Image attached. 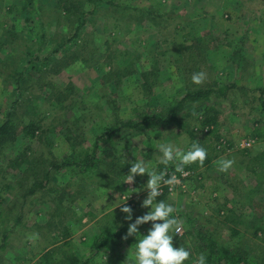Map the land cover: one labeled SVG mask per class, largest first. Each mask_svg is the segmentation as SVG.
I'll list each match as a JSON object with an SVG mask.
<instances>
[{
  "label": "rangeland",
  "instance_id": "1",
  "mask_svg": "<svg viewBox=\"0 0 264 264\" xmlns=\"http://www.w3.org/2000/svg\"><path fill=\"white\" fill-rule=\"evenodd\" d=\"M71 1L0 0V123L8 112L17 122L13 140L0 149V245L10 233L0 246V264H52L65 252L102 264H132L128 256L137 238L125 236L129 223L149 210L141 207L149 176L126 182L130 168L125 172V165L137 158L158 173L175 170L174 164L160 163L158 145L187 150L189 130L211 146L212 162L163 199L183 221L181 235L173 238L190 251L201 242L199 233L210 232L230 249L261 258L264 242L252 228L264 216V192L256 186L249 159L264 150V0ZM65 5H74L71 13ZM82 14L85 23L76 34ZM70 56L77 59L63 62ZM194 73L204 74L200 84L192 81ZM224 86L226 97L214 94L208 102L186 104L179 123L141 133L121 129L113 144L100 142L99 156L103 149L113 153L104 161L117 167L115 186L99 185L113 177L101 161L105 174L53 170L52 184L27 194L35 183H45V161L71 154L69 129L77 151L90 149L106 126L158 113L189 89ZM209 105L220 111L223 123L216 150L205 138ZM30 119L42 125L34 137L23 131ZM224 159L233 164L220 172ZM57 188L65 192L61 202ZM125 205L133 209V221L125 219ZM225 205L235 210L228 218L221 213ZM150 227L151 222L139 226L141 238ZM106 228L119 233L121 243L98 251L93 243ZM49 251L52 256L45 258Z\"/></svg>",
  "mask_w": 264,
  "mask_h": 264
},
{
  "label": "trees",
  "instance_id": "2",
  "mask_svg": "<svg viewBox=\"0 0 264 264\" xmlns=\"http://www.w3.org/2000/svg\"><path fill=\"white\" fill-rule=\"evenodd\" d=\"M29 1V0H28ZM89 3L92 4H97L100 3L104 0H86ZM70 2H72L70 0ZM31 1L25 5V7L29 6ZM74 8V5H71V8L68 6H64V9H66L68 12L67 14L71 13V9ZM63 9L60 11L61 14ZM60 14V16H61ZM84 18L85 15L82 14L80 17H78L79 21L77 24L76 28V34L79 28L84 25ZM45 34L42 36L44 37ZM75 36V35H74ZM66 43V42H65ZM60 48L55 49V51H58ZM68 59H77V57L73 58L70 56L69 58H65L63 62H66ZM69 63V62H66ZM21 73H19L20 75ZM21 76H18L16 78V81L19 82L21 81ZM227 89H229L227 86L220 87L218 89H214L212 87H207V88H198L196 90L189 89L187 90L186 94L183 96L182 99L176 100V102L165 108L164 110L158 112V113H150L146 115H141L140 119H130V120H124L121 123V126L117 125H112V126H106L101 134L97 137V139L94 141L92 148H82L80 151H77L76 147V137L74 136L73 132L71 129H69V133H66V137L69 140L70 146H71V154L68 155L66 158L62 160H51V161H45L44 163L48 162V167H43L42 175L43 176V182H37L32 186L27 192V194L32 195L36 192L37 189L39 188H44L46 185L52 184L51 179H52V171L53 170H61V169H68V168H77L79 171L82 172L83 175H89L91 176L93 173V176H98V173L100 174H105L106 171L100 168V162L102 161L105 163L104 165L106 166V170H109L112 174L113 177H110V181L107 183H101L99 185L102 186H115L116 184V177L114 174L117 173V167L114 165L113 160L104 161V158L109 157L113 158V153L107 151V150H102L101 156L98 155V147L100 145V142L103 143H112L113 144V137L114 135L119 132L121 129H127L130 130V132H139L141 133L144 130L147 129H154L157 127H163L164 125L168 124H175L179 123L180 119L178 118L179 113L184 109L186 104L188 103H201V101H209L212 99V96L214 94H218L222 97H226L227 94ZM68 90H71L70 87H68ZM58 93V94H57ZM56 96H60L61 92H56ZM64 95V94H63ZM262 105L264 109V89H262ZM206 117L204 119V125L207 128L206 130V137L205 138H210L212 139V149L216 150L217 146H214V143H218L220 139L222 138V134L220 133L221 127L223 125L222 122H220L219 119V113L220 111L215 108L214 105H209L206 107ZM12 113L7 114L6 118L4 121L0 123V149H2L3 146H5L7 143H9V140H13V133L15 132V126H17V122L12 118ZM263 127H262V132L260 136L264 137V118H263ZM180 125V124H179ZM42 128V125L40 122L35 121L34 119L28 120V122L24 125L23 131L26 136L34 137L36 136V132L39 131ZM189 135L191 137V143H196L200 146H202L204 149L207 151V158L205 159L204 163L201 165L199 162L192 163L186 165L184 168L190 169L195 173V170L198 169L199 167H208L211 162H212V154H210V147L211 146H206L202 145L201 139L198 138L195 134L194 130H189ZM50 153V152H48ZM103 155V156H102ZM49 159V156H46V159ZM40 159V160H39ZM38 164H41L42 160L39 158ZM249 162L252 163L250 171L254 175V180L256 182V186L262 187V191L264 192V150L257 153L255 156L251 157L249 159ZM172 169H174L172 166H170ZM130 168V165L126 166L125 165V172H127ZM175 171V170H172ZM198 173V172H197ZM91 174V175H90ZM168 176L170 174H167ZM110 176V174H109ZM101 181V180H100ZM99 183V182H97ZM260 188L258 189L260 191ZM50 187L48 188V190ZM52 189V188H51ZM56 191L59 192V201L61 202L64 197L63 190L61 189H56ZM166 197V194L159 195L157 197L158 200H163ZM54 200V198H53ZM246 203V202H245ZM228 205L224 206L225 210L222 209L221 213L225 214V216L228 218L232 212L235 211L234 209H228ZM242 207V205H241ZM240 207V208H241ZM221 210V209H220ZM231 212V213H230ZM220 211L218 213L221 214ZM229 215V216H228ZM259 224L254 226L253 225V233L257 237H261L262 241L264 242V216L259 218ZM258 219V220H259ZM263 219V220H262ZM242 220V219H241ZM21 221V216H19L16 219V224H18ZM191 221V219H189ZM244 221V220H243ZM241 221V222H243ZM263 222V223H261ZM258 223V222H257ZM261 231L262 234H258V232ZM121 232V231H120ZM190 233L188 230L186 234ZM119 233L115 232L112 229H105L102 231L99 235V237L94 241L93 246L98 250L104 249L105 252H109L115 246L120 244L119 240H117V235ZM261 235V236H260ZM199 239L201 242L195 243L192 247V250H190L191 256L189 260L185 261V264H195L196 259L199 257L200 254H204L207 258V264H264V245L263 250L261 251L262 257L258 258L257 256L253 257L251 253L248 252V250H242V249H237L236 251L230 249L229 246H226L225 244H222L221 242L218 241L210 232L203 234L199 233ZM10 237V233L5 232L2 236V245L1 247H5V243L8 241ZM129 241H133V238H129ZM173 244L176 247H180L183 245L177 244V241L179 240L177 238H173ZM176 242V243H175ZM52 256L51 252H46L44 254V257ZM50 261H42L40 264H49ZM52 264H102L101 262H96L92 259V257H88L86 259H81L75 254L65 252L64 256L62 258H59L58 260H53L51 262Z\"/></svg>",
  "mask_w": 264,
  "mask_h": 264
},
{
  "label": "clouds",
  "instance_id": "3",
  "mask_svg": "<svg viewBox=\"0 0 264 264\" xmlns=\"http://www.w3.org/2000/svg\"><path fill=\"white\" fill-rule=\"evenodd\" d=\"M203 78V73H194L192 81L200 84ZM158 149L162 154L160 163L166 166L174 164L175 171L181 174L186 165L196 162L202 165L207 158L206 149L196 143H192L187 150H182L173 144L163 143L158 145ZM232 164L233 161L230 159L221 160L218 163V171L227 172ZM145 173L149 176L145 187L149 191L147 198L142 201L141 207L148 208L149 210L145 214L137 216L133 221L132 207L125 205L121 209L123 213L127 214L125 219L133 221L128 225L125 239L134 234L137 238L135 249L128 258L132 260V264H185V261L189 260L191 256L190 251L182 246L176 247L173 244L174 234L181 235L183 221L172 215L175 212L172 204L166 203L163 200L157 201L156 199L160 195L162 182L172 186L178 184L179 180L174 174L170 178L165 179L163 173H158L152 166L146 164L145 161L136 158L131 163L125 181L133 182L137 175L142 176ZM149 222H151V227L148 229L147 234H142L141 238L139 226L148 224ZM195 264H207L206 256L200 254Z\"/></svg>",
  "mask_w": 264,
  "mask_h": 264
},
{
  "label": "built area",
  "instance_id": "4",
  "mask_svg": "<svg viewBox=\"0 0 264 264\" xmlns=\"http://www.w3.org/2000/svg\"><path fill=\"white\" fill-rule=\"evenodd\" d=\"M167 174H170L169 176ZM176 175V177L179 180L178 184H174L172 186H169L167 184H164L163 182L161 183V190H160V195L162 194H173L176 187L181 185L183 186V188L185 187L184 185V181H187L189 178H191L193 176V171H191L190 169L184 168L183 173L181 174L180 172H175V171H170L166 174H164L165 179L170 178L172 175Z\"/></svg>",
  "mask_w": 264,
  "mask_h": 264
}]
</instances>
